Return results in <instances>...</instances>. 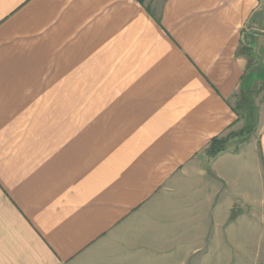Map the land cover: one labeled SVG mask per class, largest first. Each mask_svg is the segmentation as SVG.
<instances>
[{"label": "crops", "instance_id": "1", "mask_svg": "<svg viewBox=\"0 0 264 264\" xmlns=\"http://www.w3.org/2000/svg\"><path fill=\"white\" fill-rule=\"evenodd\" d=\"M243 96L248 140L206 156ZM259 241L264 0H0V264H264Z\"/></svg>", "mask_w": 264, "mask_h": 264}, {"label": "trees", "instance_id": "2", "mask_svg": "<svg viewBox=\"0 0 264 264\" xmlns=\"http://www.w3.org/2000/svg\"><path fill=\"white\" fill-rule=\"evenodd\" d=\"M241 103L245 106V109L243 108L244 113L239 115V118L244 122L242 128L237 131L227 130L225 134L223 133L222 135L213 137L204 150L206 156L212 158L224 152L227 150L231 142H233L232 140H234V142L240 140L239 142L237 141L238 144L244 143L248 140L254 128L257 115L250 99L243 96Z\"/></svg>", "mask_w": 264, "mask_h": 264}, {"label": "rangeland", "instance_id": "3", "mask_svg": "<svg viewBox=\"0 0 264 264\" xmlns=\"http://www.w3.org/2000/svg\"><path fill=\"white\" fill-rule=\"evenodd\" d=\"M260 90H262V87H259V89H258V91H260ZM258 96H260V95H258ZM68 102V101H67ZM233 142L232 143H236L235 144V146H237L238 145V142L240 141V140H237V141H235L234 142V140H232ZM257 227H258V230H260V223L257 221ZM258 248H259V252L261 253L262 251H264V244H262L260 241H259V244H258ZM262 262H263V260L262 259H259L258 260V264H262Z\"/></svg>", "mask_w": 264, "mask_h": 264}]
</instances>
